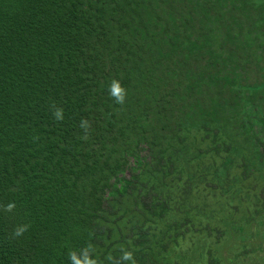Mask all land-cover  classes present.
I'll return each mask as SVG.
<instances>
[{"label": "trees", "instance_id": "16d2710c", "mask_svg": "<svg viewBox=\"0 0 264 264\" xmlns=\"http://www.w3.org/2000/svg\"><path fill=\"white\" fill-rule=\"evenodd\" d=\"M263 148L264 0H0V264H222Z\"/></svg>", "mask_w": 264, "mask_h": 264}, {"label": "rangeland", "instance_id": "374dc122", "mask_svg": "<svg viewBox=\"0 0 264 264\" xmlns=\"http://www.w3.org/2000/svg\"><path fill=\"white\" fill-rule=\"evenodd\" d=\"M264 151V148H263ZM232 171V170H231ZM235 171V170H233ZM240 172V170H238ZM236 172V171H235ZM131 171L128 170L126 173V177H130ZM226 185V186H225ZM224 187H228L229 185L225 184ZM246 187L243 183H239L237 188ZM262 186L257 189L246 190V197L241 199L239 202L236 200L233 206L227 204V208H223V202H227V198L217 197L216 195H222V189H218L217 191H211L212 188L207 189L209 199V206L207 207L208 213H210V217L213 218V221L216 223L219 220H226V216L228 218V225L223 224V228H225V234L217 233V230L214 231V235L207 236L209 238L210 244L216 242L220 244L222 242L231 241L235 228H244L248 229V225L252 227L251 234L249 235L247 242H243L244 237L241 235L234 236V246L229 243V245L223 250L224 261L222 264H264V225L260 228V223H252L258 217L259 212L264 211V188ZM204 189V187H203ZM249 193V194H248ZM228 194V193H227ZM229 196V195H227ZM240 203V204H239ZM223 206V207H222ZM238 206H240V210H238ZM222 209H225L224 212ZM229 214V215H228ZM225 215V216H224ZM231 217H234V221L230 220ZM216 225V224H215ZM228 227V229H226ZM216 234V235H215ZM193 236V235H192ZM248 236V235H247ZM199 237V235L197 236ZM204 238V237H203ZM231 238V240H230ZM191 238L187 240L190 241ZM193 241L191 243L188 242L185 246L186 248L191 246L193 247ZM210 248L206 252V264H217L212 262L211 253H209Z\"/></svg>", "mask_w": 264, "mask_h": 264}, {"label": "clouds", "instance_id": "9594fccd", "mask_svg": "<svg viewBox=\"0 0 264 264\" xmlns=\"http://www.w3.org/2000/svg\"><path fill=\"white\" fill-rule=\"evenodd\" d=\"M108 91H109L110 97L113 98L116 104L123 105L125 103V100L127 97V90L125 87L122 86L119 80L113 79L109 85ZM53 115L56 120H62L63 119V109L56 108L55 111L53 112ZM81 127L89 128L90 127L89 122L87 120H82ZM14 207H15L14 203H10L6 206L8 211H11ZM26 227L27 226H25L24 229L16 230L14 234L16 236L21 235L26 230ZM121 251L123 252V255L121 256L122 260H129L131 261V264H136L133 253L131 251H125L123 249H121ZM108 258L111 259L112 257L109 256ZM77 264H79V262H77ZM88 264H95V261H89Z\"/></svg>", "mask_w": 264, "mask_h": 264}]
</instances>
